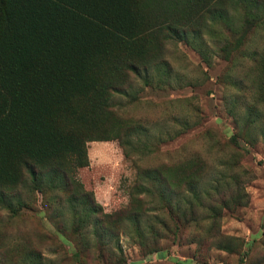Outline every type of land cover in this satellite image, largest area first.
Instances as JSON below:
<instances>
[{"label":"trees","instance_id":"1","mask_svg":"<svg viewBox=\"0 0 264 264\" xmlns=\"http://www.w3.org/2000/svg\"><path fill=\"white\" fill-rule=\"evenodd\" d=\"M179 43L205 66L214 56L225 63L218 82L236 92L229 114L243 111L229 143L252 145L248 130L261 125L264 106V0H0V256L55 264L7 230L37 210L36 194L57 235L73 243L72 264H87L93 249L103 264L124 263L120 234L144 255L184 232L199 247L236 251L219 231L222 212L248 202L234 156L211 176L197 153L141 165L196 125L183 118L169 129L128 114L143 90L173 87L166 47ZM109 141L136 181L127 205L104 213L75 174L88 164V143Z\"/></svg>","mask_w":264,"mask_h":264},{"label":"rangeland","instance_id":"2","mask_svg":"<svg viewBox=\"0 0 264 264\" xmlns=\"http://www.w3.org/2000/svg\"><path fill=\"white\" fill-rule=\"evenodd\" d=\"M166 50L175 71L173 87L165 91L143 90L136 104L128 108V114L150 125L165 124L169 129L183 118L196 125L159 145L141 165L156 166L197 153L206 160L207 175L211 176L221 162L234 156L239 167L233 169L242 171L247 181L244 190L248 202L233 212L223 211L219 221L220 233L237 240L236 251L232 253L199 247L190 240V232H184L180 238L177 234L161 240L159 252L144 255L134 239L120 234L118 244L124 263L118 264H264V143L260 135L264 134V106L261 107V125L248 130L253 144L249 146L237 139V148L232 147L229 138L241 133L239 121L243 111L235 109L229 114L236 92L218 82L225 63L214 56L205 66L199 56L182 43L169 45ZM87 161V166L75 174L82 188L91 193L104 213L125 207L136 181V169L123 157L117 142L88 143ZM40 200L36 194L37 210L24 211L7 230L18 229L33 249L40 250L43 258L54 260L55 264L58 260L59 264H72L67 258L74 251V245L57 235L45 217ZM1 221L0 226L4 228L6 219ZM92 252L87 264H103L95 257L98 249ZM64 254L67 257H63ZM0 264L12 263L9 258L0 256Z\"/></svg>","mask_w":264,"mask_h":264}]
</instances>
